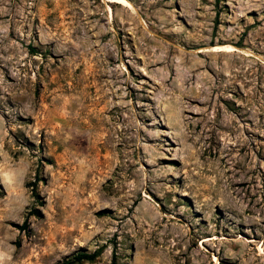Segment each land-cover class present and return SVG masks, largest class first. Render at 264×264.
Segmentation results:
<instances>
[{"label":"rangeland","instance_id":"rangeland-1","mask_svg":"<svg viewBox=\"0 0 264 264\" xmlns=\"http://www.w3.org/2000/svg\"><path fill=\"white\" fill-rule=\"evenodd\" d=\"M113 1L0 0V264H264V0Z\"/></svg>","mask_w":264,"mask_h":264},{"label":"trees","instance_id":"trees-1","mask_svg":"<svg viewBox=\"0 0 264 264\" xmlns=\"http://www.w3.org/2000/svg\"><path fill=\"white\" fill-rule=\"evenodd\" d=\"M99 253V249H96L94 251L79 252L72 258L62 262H58L56 264H78L82 261H93L99 255Z\"/></svg>","mask_w":264,"mask_h":264},{"label":"bare ground","instance_id":"bare-ground-1","mask_svg":"<svg viewBox=\"0 0 264 264\" xmlns=\"http://www.w3.org/2000/svg\"><path fill=\"white\" fill-rule=\"evenodd\" d=\"M116 0H114L113 2H115ZM120 4L127 6V7H131V3L129 0H117ZM224 50V49H223ZM232 50V49H231ZM228 51V50H227ZM230 51V50H229Z\"/></svg>","mask_w":264,"mask_h":264}]
</instances>
